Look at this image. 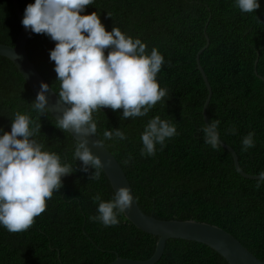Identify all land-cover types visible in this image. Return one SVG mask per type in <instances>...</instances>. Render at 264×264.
<instances>
[{"label": "trees", "instance_id": "16d2710c", "mask_svg": "<svg viewBox=\"0 0 264 264\" xmlns=\"http://www.w3.org/2000/svg\"><path fill=\"white\" fill-rule=\"evenodd\" d=\"M34 0H18L24 12ZM96 11L106 31L140 38L146 51L156 47L164 57L157 74L166 96L143 117L121 119L122 109L92 113L96 136L115 156L130 182L142 211L159 220L204 222L224 229L259 260L264 261V184L242 177L232 154L220 144L203 142L201 126L208 88L196 62L199 56L212 89L208 121L219 120V139L238 155L249 175L264 170V0L252 13H241L234 0H93L84 13ZM22 29L12 0H0V44L14 46ZM55 42L32 33L28 57L56 93L59 81L49 59ZM107 54V50H105ZM255 62L257 66L255 68ZM35 95L8 59L0 57V128L10 131L16 112L39 123L36 134L44 149L56 152L73 172L46 200L45 210L25 231L10 233L0 226V264H110L117 258L146 261L155 253L158 237L132 224L121 212L119 223L90 221L99 194L110 200L113 188L105 172L91 180L73 159L74 138L57 128L47 111L31 108ZM175 124L179 135L166 138L154 156L140 155V133L153 116ZM120 128L122 141L106 140L105 130ZM235 128L234 134L228 130ZM254 133V146L242 151L241 140ZM131 159L128 163L124 161ZM156 264H229L204 244L181 239L167 242Z\"/></svg>", "mask_w": 264, "mask_h": 264}, {"label": "clouds", "instance_id": "9594fccd", "mask_svg": "<svg viewBox=\"0 0 264 264\" xmlns=\"http://www.w3.org/2000/svg\"><path fill=\"white\" fill-rule=\"evenodd\" d=\"M93 0H34L25 6L20 23L26 31L44 34L55 42L49 50V59L59 81L58 101L64 106L56 118V127L74 138L73 159L81 162L80 170L93 169L91 180H98L100 172L111 166V160L102 161L91 148L90 137H96L97 124L92 113L108 107L122 109L121 119L145 116L166 96L157 74L164 63L156 47L146 51L140 38L121 32L118 27L106 31L96 11L84 13ZM241 13H252L260 7V0H234ZM107 50V54H105ZM48 85L40 84L31 108L38 115L47 108ZM219 120L201 126L203 142L212 149L219 147ZM39 123L27 113L16 112L11 119L10 131L0 128V226L10 233L27 230L46 208V200L62 186V177L73 172L62 162L56 152L44 149L37 141ZM234 134L236 129L228 130ZM179 135L175 124L159 115L147 121L140 133V155L154 156L166 138ZM106 140H125L120 128L105 130ZM254 133L242 137V151L254 146ZM103 141L91 140L92 146ZM131 159L124 162L128 163ZM264 184V170L259 171L256 187ZM97 204L95 215L89 220L101 225L115 226L118 214L130 209L133 196L130 188L119 186L112 198L104 201L97 194L92 197Z\"/></svg>", "mask_w": 264, "mask_h": 264}, {"label": "water", "instance_id": "95a60500", "mask_svg": "<svg viewBox=\"0 0 264 264\" xmlns=\"http://www.w3.org/2000/svg\"><path fill=\"white\" fill-rule=\"evenodd\" d=\"M12 1L16 15L21 21L23 18V13L19 7L18 0ZM31 34L32 33L30 31H26L22 26L14 46L0 44V57L10 60L15 65L34 95H36V93L40 90L41 82H44L48 85L49 91L47 93V108L49 109L48 112L56 119L61 114L64 106L58 101L54 89L42 77L28 57L27 43ZM209 45L210 40L207 38V45L199 52L196 59L198 69L201 72L209 91V96L203 110L205 124L209 123L206 111L208 104L211 101L212 89L204 69L202 68L198 59L201 53H203L209 47ZM256 63L257 62H255V68L257 66ZM96 138L100 141L97 136L90 137L89 147L95 155H98L101 158L102 161L111 160V166H106L103 171L109 179L113 190L119 186H127L130 188L132 193V206L130 209H127L125 212H123L124 216L140 230L147 234L158 237L156 251L149 260L139 261L119 257L110 264H156L162 258L166 244L171 239H181L204 244L222 255L229 264H264V261L259 260L255 255H253L248 249H246V247H244V245H242L238 239L217 226L192 220H159L152 216L146 215L140 208L138 202H136L135 194L126 176V173L115 156L103 143L101 146L91 145V140ZM219 144L232 154L235 168L242 177L256 180L257 175H249L241 169L238 155L232 147L226 145L220 139Z\"/></svg>", "mask_w": 264, "mask_h": 264}]
</instances>
